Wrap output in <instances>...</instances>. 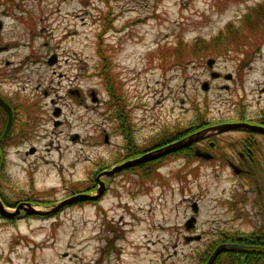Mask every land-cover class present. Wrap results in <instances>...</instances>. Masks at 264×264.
<instances>
[{
	"label": "rangeland",
	"instance_id": "1",
	"mask_svg": "<svg viewBox=\"0 0 264 264\" xmlns=\"http://www.w3.org/2000/svg\"><path fill=\"white\" fill-rule=\"evenodd\" d=\"M262 5L0 0V96L16 113L0 143L2 203L46 210L105 187L49 216L0 215V264H204L217 227L251 232L253 197L241 177L191 151L141 173L105 171L166 129L264 115V20L246 18ZM227 25L236 39L212 43ZM242 209L247 223L234 220ZM194 214L203 238L187 242L183 224ZM242 263L222 253L213 264Z\"/></svg>",
	"mask_w": 264,
	"mask_h": 264
},
{
	"label": "flooded vegetation",
	"instance_id": "2",
	"mask_svg": "<svg viewBox=\"0 0 264 264\" xmlns=\"http://www.w3.org/2000/svg\"><path fill=\"white\" fill-rule=\"evenodd\" d=\"M231 77L232 75L228 76L227 79H231ZM11 108L13 110V121L9 132L4 136L3 133L7 121V112L5 111V109L0 107L2 124L4 125L3 131L0 135L3 146H4V139L8 137L15 121L16 113L12 106ZM199 123L200 124L195 126L196 128L194 127L195 130H193V132L203 129H206L207 130L206 132H208L207 128L223 123L224 124L247 123L250 125L264 127V115H261L257 119H251L247 117H243V118L236 117L231 120H225L219 122L217 121L211 124H208L207 122H199ZM191 132L187 134H182V136L180 137L165 140L162 142L155 141L153 142V144L149 145V147H145L135 153H132L133 156L120 161L118 164L126 162L127 160L130 159L140 157L148 151L155 150L166 144L180 140L186 137ZM223 135H227V136L222 137ZM221 142L223 143L224 151H222ZM125 149H129V147L128 148L126 147ZM220 150L221 153H219ZM190 151L193 153L194 158H197L195 159L197 160V162L202 160V161H211L215 163L213 165L214 172H222L224 169H226L231 173L235 174L237 177H241L243 181L240 180L241 182H239V185L243 186L244 188L246 187L245 192L247 194L250 193L252 195L251 197H253L251 208L252 211L254 212L253 213L254 218L256 219V223L254 224L255 228H253L251 232H246V231L242 232V230L233 229L232 226L229 227V229L224 228V230L222 227H217L214 230L216 232L217 240H215L214 243L209 245V247L207 248L209 251V256L214 252V250L219 245H225L226 249L220 252L215 257L214 261L222 253L231 254V255L233 253L242 254L244 259L245 256L249 253L260 252L264 254V133L258 130L250 129L247 126L231 127L230 129H227L226 131L223 132L209 133L205 137L187 145L186 147L178 149L160 158L148 162L140 163L139 165H134L135 167H132V169H135L136 171H140V173L146 171L147 169H148L147 171H149L152 166L158 169L161 167L160 164L167 157L175 156V155H181V156L187 155V153H189ZM196 151H199L200 153L207 155V157L196 156L195 154ZM128 153L129 151L126 153V155ZM199 167L200 164L197 163L196 169H199ZM130 168L131 167H128L126 168V170ZM194 203L196 204V212H197L198 203L196 201H193L191 203V208L193 209ZM192 217H194V220L189 221L190 218ZM247 217H248V213L245 212L244 209H242V210H238L237 214L234 216V220L247 223L248 222ZM196 220L197 217L194 214L188 216L183 224V228L186 231L185 234L183 235H184V239L187 242L192 240H201L203 238L202 232L198 234L196 233L197 232V229L195 227ZM242 264H245V262Z\"/></svg>",
	"mask_w": 264,
	"mask_h": 264
},
{
	"label": "water",
	"instance_id": "3",
	"mask_svg": "<svg viewBox=\"0 0 264 264\" xmlns=\"http://www.w3.org/2000/svg\"><path fill=\"white\" fill-rule=\"evenodd\" d=\"M56 60L55 56H53L52 58L49 59V63L52 64L54 63ZM213 59H209L207 61V64L210 65L211 63H213ZM215 76H218L219 74H214ZM228 76H231V74H228L227 76H225V78H228ZM209 87L208 82H203L202 83V89L203 90H207ZM0 107H2L3 109H5V111L7 112V121L5 124V128H4V133L3 135L5 136L12 125V121H13V110L11 108V106L0 96ZM55 115L57 114V112L54 113ZM238 126H247L250 129H254V130H258L264 133V127H259V126H255V125H250L247 123H238V124H218L212 127L207 128L208 132H206V129L203 130H199L193 133L188 134L186 137L171 142L169 144H166L160 148H157L155 150H151L148 151L146 153H144L142 156L128 160L126 162H123L121 164L115 165L111 168V170H107L105 171L106 175H114L115 173L119 172L120 170L130 167V166H134L140 163H144V162H148L157 158H160L164 155L170 154L178 149H181L183 147H186L187 145L198 141L199 139L205 137L206 135H208L209 133H214V132H223L226 131L227 129H230L231 127H238ZM196 156L199 157H207V155H204L202 153H200L199 151L195 152ZM100 183V189L98 194L96 195H89V194H78V195H74L71 196L70 198L66 199L65 201L61 202L60 204H58L57 206H53L52 208L46 209V210H39L34 208L33 206H31L30 202H21L19 203L13 211L9 210L7 207L4 206V204L2 203L1 199H0V215L4 216V217H13L17 214H19L21 211H24L26 214L29 215H38V216H48L51 213L55 212V210L59 209L62 205H66V204H71L73 202H77V201H84V200H93L96 199L97 197H99V195L102 193V191L104 190V185L102 181H99ZM193 212H196V204L194 203L193 205ZM194 217L190 218L189 221H193ZM226 249L225 245H219L214 252L209 256V258L207 259V261L205 262V264H212L215 257L222 251H224Z\"/></svg>",
	"mask_w": 264,
	"mask_h": 264
},
{
	"label": "trees",
	"instance_id": "4",
	"mask_svg": "<svg viewBox=\"0 0 264 264\" xmlns=\"http://www.w3.org/2000/svg\"><path fill=\"white\" fill-rule=\"evenodd\" d=\"M258 7H260V8H258ZM258 7L251 8V10L249 11V14L246 15V18L248 16H249V18L252 16L256 20H259V22L263 21L264 20V5L258 6ZM259 22L253 27H257L258 28L259 26H257V25L259 24ZM232 34H233V30L231 29L230 25H227L226 28H225V33L218 34L215 38H213L211 40V42L212 43H219V42H224V41L227 42V41L235 40L236 36H234ZM201 43H203V41L201 39H197L195 44H196V46H198V45H202ZM99 74L100 75L101 74L107 75L106 73H104V71L99 73ZM105 77H106V80H108L107 76H105ZM111 92H113V91L111 90ZM115 95H117V92L116 93L113 92V95H112L113 99L115 98ZM126 125H128V124L126 123ZM193 130H195L194 127H192V129L187 128L185 130L177 129L175 131H168L166 129V132H164L156 140L162 142V141H165V140H169V139H173V138H176V137H180V136H182V134H187V133H189V132H191ZM1 133H2V116L0 115V135H1ZM127 136H128V133H127ZM0 143L2 144L1 136H0ZM135 152H137V150H133V149L130 150L127 157L133 156L132 153H135ZM258 257H259V260H258ZM244 262H245V264H260V263H264V254L261 253L260 256L259 255L254 256V253H249V254H247L245 256Z\"/></svg>",
	"mask_w": 264,
	"mask_h": 264
}]
</instances>
